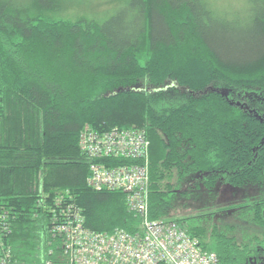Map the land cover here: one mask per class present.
Returning a JSON list of instances; mask_svg holds the SVG:
<instances>
[{"label":"trees","instance_id":"16d2710c","mask_svg":"<svg viewBox=\"0 0 264 264\" xmlns=\"http://www.w3.org/2000/svg\"><path fill=\"white\" fill-rule=\"evenodd\" d=\"M248 1L242 22L219 0H0V234L11 264H65L55 230L72 216L94 233L141 230L128 193L89 184L93 165H147L149 220L178 224L220 264H264L263 245L237 243L232 227L173 216L176 198L201 187L264 186V119L252 112L264 114V0ZM89 133H142L149 159L88 155ZM232 211L264 225V200Z\"/></svg>","mask_w":264,"mask_h":264},{"label":"built area","instance_id":"2783aa9c","mask_svg":"<svg viewBox=\"0 0 264 264\" xmlns=\"http://www.w3.org/2000/svg\"><path fill=\"white\" fill-rule=\"evenodd\" d=\"M83 139L92 142V156L147 160L149 143L142 133H113L103 137L88 134ZM91 172L89 184L95 190L107 187L128 193L129 210L141 217V230L135 234L121 230L94 233L84 228L78 216H72L55 230L63 241L65 264H220L215 253L204 251L178 224L147 218L148 185L144 181V176L147 178L144 166L93 165ZM1 240L0 234V264H11L9 257H5Z\"/></svg>","mask_w":264,"mask_h":264},{"label":"rangeland","instance_id":"374dc122","mask_svg":"<svg viewBox=\"0 0 264 264\" xmlns=\"http://www.w3.org/2000/svg\"><path fill=\"white\" fill-rule=\"evenodd\" d=\"M220 5H225L227 13L234 18H238L245 22V19L251 18L252 3L248 0H219ZM243 100L241 99V102ZM239 102L242 106H245ZM264 107V104H261ZM255 115L264 119V114L261 115L252 111ZM93 133H89L91 136ZM94 135V134H93ZM100 137V136H99ZM84 140L85 143L84 144ZM84 145V146H83ZM82 149L88 154L93 153L92 142L87 139L81 141ZM150 144L148 145V153ZM147 159L149 157L147 156ZM148 161V160H147ZM147 178L144 176V181L147 185L150 184V169L144 165ZM264 200V186L247 185L243 187H234L225 183H219L214 189H206L201 187L193 191L190 196H180L176 198L177 210L173 216L176 219L185 221L195 219L197 223L213 227L217 225L221 230H227L232 227L230 235L236 238L237 243L248 245L252 248H258L263 245L264 248V225L256 223L251 216L240 215V213L223 212L229 206L243 204L249 205L255 201ZM197 240V239H196Z\"/></svg>","mask_w":264,"mask_h":264},{"label":"flooded vegetation","instance_id":"af4514ba","mask_svg":"<svg viewBox=\"0 0 264 264\" xmlns=\"http://www.w3.org/2000/svg\"><path fill=\"white\" fill-rule=\"evenodd\" d=\"M261 259H263V258H262V257H260V259H259V260H261ZM254 261H255V259H254ZM253 264H256V262H255V263L253 262Z\"/></svg>","mask_w":264,"mask_h":264},{"label":"bare ground","instance_id":"6f19581e","mask_svg":"<svg viewBox=\"0 0 264 264\" xmlns=\"http://www.w3.org/2000/svg\"><path fill=\"white\" fill-rule=\"evenodd\" d=\"M149 154V153H148Z\"/></svg>","mask_w":264,"mask_h":264}]
</instances>
